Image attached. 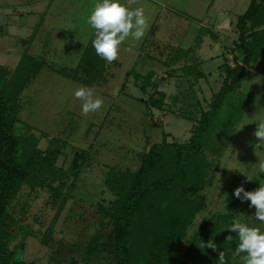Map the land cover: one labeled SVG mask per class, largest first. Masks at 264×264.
I'll use <instances>...</instances> for the list:
<instances>
[{
	"label": "rangeland",
	"instance_id": "obj_1",
	"mask_svg": "<svg viewBox=\"0 0 264 264\" xmlns=\"http://www.w3.org/2000/svg\"><path fill=\"white\" fill-rule=\"evenodd\" d=\"M87 1L0 0V68L12 72L25 51L33 54L41 63L39 71L30 79L19 97L16 132L35 133L39 137V147L43 149H46L53 136L57 137L58 143L54 145L59 146L62 153L57 158L56 166L59 172H64V175L60 173L54 180L53 187L47 184L34 187L24 184L13 200L10 213L16 218V222L11 225L12 236L8 244L15 250L16 260L33 261V264H71L73 260L77 264H117L113 249L112 220L100 208L109 207L118 196L106 181L111 167L136 170L142 161L140 152L145 147L148 149L151 143L163 141L167 133L170 141L188 140L193 119L178 115L172 110L180 109L181 113L199 116L201 109L209 106L214 93L223 86L225 73L217 74L218 77L213 73L209 85L204 79H200L205 90L198 91L200 98L197 100L192 98L197 85L192 84L191 89L184 90V87H189L188 79L185 75H177L170 70L176 80L171 81L169 75H164L166 82L160 86L167 93L168 105L162 111L154 109L152 112L153 108L144 104L139 97H147L149 101V94L159 89L152 87L151 91H145L142 95L140 85L146 77L138 79L133 74L131 77L138 79V85L130 82L127 87L121 90L119 88L123 86L122 82L128 78L127 73L132 68L143 71V74L147 71V66L143 67V64L148 58L131 57L120 50L119 55L122 56L115 60L116 63H107V76L111 79L99 87H91L104 101L102 110L88 116L82 115L81 102L74 97V91L86 85L62 74L60 68L76 66L82 48L93 38L89 29L83 34L77 33L76 23L72 18V14L77 11L72 8H77L78 5L87 6L90 3ZM210 1L199 0L198 10L193 13L198 18H204L211 13V8H215L214 15L219 13L217 23L223 18L233 20L230 30L221 28V25L216 26L215 30L228 35L232 49L231 64L234 65L237 61L233 57L236 55L234 50L237 49L239 36L237 18L247 9L251 0H218L213 7H209ZM203 2L208 9H205L204 15H200L199 12L204 11L201 8ZM261 3L264 7V1ZM161 27L159 25L157 33ZM257 27H264V23ZM162 30L165 32L167 28L163 27ZM171 30L169 28L168 32ZM182 32L179 29L174 32L172 30V36L164 38V43L172 44L169 40L172 38L173 42L179 39L185 45V39L195 37L194 29H189L187 34ZM177 35L184 37L181 39ZM208 37L210 36L206 40H213ZM25 40L28 42L24 43ZM127 40L131 46H142V41L131 38ZM237 51L241 52V49ZM180 90L184 97L187 93V104L182 106L175 104L173 98V93ZM156 95L159 96L158 93ZM183 98L179 100L182 101ZM248 101V96L240 94L238 89L227 95L213 130L214 140L209 143L211 145L205 146L213 177L209 178V183L201 191L188 189L191 195L201 194L204 201L196 218L187 226L186 236L174 243L178 250L172 256L183 259L186 264H218L220 251L225 253L226 264H236L240 256H234L233 253L238 246V235L229 230L236 218L250 226L264 229V225L255 220V210L250 213L249 220H246L253 207H250V201H242L234 192L241 185L247 191H250L249 187L243 181L233 179V172L226 168L229 163L226 159L228 153L224 157V152L219 150V146L226 145L233 136L234 140L240 141L242 134L236 132L231 137L232 131L229 137L224 123L233 120L234 116L229 120L231 114L238 107L243 108ZM161 115L164 116L161 119L163 122L155 123L153 120L157 121V117ZM83 151L88 153L80 176L75 178L69 173V168L75 161V154ZM62 182L64 184L61 189ZM64 196L67 200L61 212H58ZM210 213L219 216L213 219L217 226L212 229L211 222H208ZM223 215L227 216L226 222L221 218ZM55 217L50 235L46 237L49 225ZM228 235H232V240L224 242ZM209 240L217 244L216 250L199 246L202 243L207 244ZM151 252L154 254L153 261L157 262V249L152 248ZM159 261L158 264H168L163 258Z\"/></svg>",
	"mask_w": 264,
	"mask_h": 264
},
{
	"label": "trees",
	"instance_id": "obj_2",
	"mask_svg": "<svg viewBox=\"0 0 264 264\" xmlns=\"http://www.w3.org/2000/svg\"><path fill=\"white\" fill-rule=\"evenodd\" d=\"M263 1L251 0L247 9L238 15L236 26L239 36L236 46L241 52L234 50L237 59L234 65H224L223 86L214 93L209 106L201 109L188 140L169 141L164 138L153 143L143 153L141 164L136 170L111 167L106 181L118 196L109 207L100 208L112 220L117 264H158L160 258L168 264L187 263L172 256L178 250L174 243L186 236L187 226L193 222L204 201L201 194L191 195L188 189L201 191L209 183V178L213 177L205 146L214 140L213 130L224 101L229 93L238 89L247 64L264 56V27H257L264 23ZM98 59L101 61L98 72L80 75V79L88 85H93L103 77L104 59ZM40 67V61L25 51L12 72L0 68V264H33V261L14 259L15 250L8 244L12 236L11 225L16 222L10 213V206L22 186L47 184L53 187L59 174L64 175L56 166L57 158L62 153L59 146L54 145L58 143L57 137L53 136L46 149H43L39 147V137L35 133L16 132L19 97ZM165 96V92L157 90L146 103L162 109L166 105ZM242 111L243 108L238 107L229 118L234 116L233 120L224 123L227 135L237 128ZM85 156L86 151L75 154V161L69 168V173L75 178L80 176ZM63 182L60 184L61 189ZM66 200L64 196L58 212H61ZM215 217L219 216L212 214L208 218L212 224H208L210 229L217 226L213 221ZM221 218L225 221L227 216ZM55 221L56 217L49 225L46 237L50 235ZM152 248L157 249V262L153 261ZM71 264L77 262L73 260Z\"/></svg>",
	"mask_w": 264,
	"mask_h": 264
},
{
	"label": "crops",
	"instance_id": "obj_3",
	"mask_svg": "<svg viewBox=\"0 0 264 264\" xmlns=\"http://www.w3.org/2000/svg\"><path fill=\"white\" fill-rule=\"evenodd\" d=\"M215 1L218 0H211L209 3V7H213ZM87 2H90L89 4H87L88 7L86 5H82V7L81 5H78L77 8H72L77 10L74 14H72V18L74 20L73 22L76 23L75 28L77 33L83 34L87 29H89L92 33L93 38L88 42V44L84 46V48H82L83 51L77 65L69 68H60V72L81 82L88 87H94L95 85L99 87L101 84L106 83L111 79L107 76L108 62L106 60H104L103 63V77H100V79L94 82L93 85H88L80 79V75H84L87 73H96L101 69V61L100 59H98L101 57L96 54L95 49L92 46V41L95 38V30L87 23V18L90 15V12L97 0H88ZM198 2L199 0H138L137 4L133 5V7H143L145 9V15L148 17L149 27L144 37L139 40V42L142 41V46L138 44L131 46L128 40H126L120 46V50L124 51L131 57L144 56L148 58V61H145L143 64V67L145 65L147 66V71L145 70L146 72H144L143 74V71H135V68L129 70V74H127L128 78L122 82L123 86L119 87L120 90L127 87L130 82H135V84H137L138 79H141L140 77H146L141 81L140 85L142 89V95H144L145 91L147 93L148 91H151L152 87L155 90H162L166 94L164 99L165 104L168 105L166 99L167 93L166 91L161 89L160 86L161 83L163 84L164 82H166V79L163 77L164 75H169V79H171V81L176 80L174 76L172 77V73H170V70L176 72L177 75H185V77L188 79L187 81L189 83V87H184V90L191 89L192 84L197 85V87L194 89L195 92L192 97L197 100L200 98L198 91L205 88H203L201 80L204 79L206 81V84L209 85L211 80L210 78L214 76L213 73L217 77V74L225 73L224 65L231 64L232 61V49L230 48V42L227 39L228 35H224L219 31H216L215 27L221 25V28L230 30L232 28L233 20L223 18L221 22L217 23V15L219 13L214 15L215 13L213 12H215V8H211V13L207 14V16H205L204 18H198L193 13L196 12L195 10H198ZM206 5L207 4L205 3L204 5L203 2V7L201 8H203L204 11L202 13L199 12L200 15L205 14V9H208ZM159 25H162L159 31L161 35H159V32L157 33ZM163 27L167 28L165 32H163L162 30ZM169 28H172L173 32L177 29H179V31L183 30L182 33L184 34H187L189 29L190 31L194 29L193 36L195 37H191V39H185V45L182 44L183 41L179 39H176V41L173 42L172 38L169 39L172 44H165L163 39L172 36V30L168 32ZM177 36H179V38L181 39L184 37L180 35ZM207 36H210L213 40H206ZM27 42L28 40H25V43ZM203 66H205V68H203ZM157 71H161V73H158ZM133 74H135V76L138 78L137 80L136 78H134V76L131 77ZM32 77L30 79H32ZM144 85H146V87ZM180 88L181 87H179V89ZM238 90L240 94L247 95L249 101L244 104L243 111L238 120L237 128L233 131L231 137L235 135L236 132H239L240 134H242V136L240 141L234 140L233 136L230 142L228 141L229 143L227 142L226 145H222L220 151L224 152V157L225 153H228L226 159L229 160V163L228 166H225L226 168H232H228V171L233 172V179L236 178L237 180L243 181V183L247 187H249V190L252 191L260 186L261 179H264V173H260L259 178H253L251 181H248L245 174H243L240 170L247 171L249 172V174H254L256 172V164L259 163L260 159V157L256 155V150L254 147V145L258 143L257 139L254 136V131L257 128L258 122H248H251V120L255 119L256 115L264 112V56H261L257 60L250 62L246 66V71L239 83ZM152 93L153 92H151L149 96ZM185 94L186 96L184 97L181 90L179 92H174V103L180 104L181 106L184 103L187 104V93ZM190 95L192 94L190 93ZM258 97L259 99H257ZM180 98H183L184 100L181 101L179 100ZM139 99H143V103L147 106L150 105L149 103H146L147 97L140 96ZM150 107L153 108L152 112L154 109H160L161 111L162 109H164L157 108L151 105ZM172 111L174 113H177L178 115H186L185 117L193 119L194 122L191 127L192 133V128L196 124V119L199 116L196 115V117H193L188 113H181L180 109L177 111L173 109ZM166 113L169 112H165V114ZM161 119H164L163 115H161V117H157V121L156 119L151 120H153L155 123H158L159 121H162ZM243 124H245L244 127L239 130V128ZM167 135L165 134V138L168 140ZM152 144L153 143H151L148 147H150ZM148 149H146L145 147V150L140 152L141 159L143 153H145ZM257 151L262 156H264V145L257 149ZM87 153L88 151H86V154ZM254 210L256 211L254 207L251 211L249 210L246 220H249V218L251 217L250 213ZM210 215L211 213L208 216ZM225 241L226 239H224V242ZM236 264H243L241 257L237 259Z\"/></svg>",
	"mask_w": 264,
	"mask_h": 264
},
{
	"label": "clouds",
	"instance_id": "obj_4",
	"mask_svg": "<svg viewBox=\"0 0 264 264\" xmlns=\"http://www.w3.org/2000/svg\"><path fill=\"white\" fill-rule=\"evenodd\" d=\"M137 2L138 0H97L87 18V23L95 30L92 46L96 54L108 63H112L119 58L120 46L128 38L136 41L141 40L149 27L145 9L143 7H133ZM74 97L81 102L82 115L84 116L100 112L104 106L102 97L98 96L94 88L91 87L80 86L76 88ZM254 121L258 122L254 131L258 143L254 147L256 155L260 159L259 163L256 164L254 174L240 170L245 174L248 181L259 178L260 173H264V156L257 151L264 145V112L256 115L255 119L248 123ZM234 195L242 201H250V207L256 209L255 220L264 225V179H261L260 186L252 191L245 190L243 185L237 187ZM229 230L238 235L239 242L233 253L234 256H240L243 264H264V229L260 226H250L243 223L240 218H236L230 225ZM226 240L231 241L232 235H228ZM199 246L201 248L217 249V244L213 240ZM218 264H226L224 251L218 253Z\"/></svg>",
	"mask_w": 264,
	"mask_h": 264
},
{
	"label": "water",
	"instance_id": "obj_5",
	"mask_svg": "<svg viewBox=\"0 0 264 264\" xmlns=\"http://www.w3.org/2000/svg\"><path fill=\"white\" fill-rule=\"evenodd\" d=\"M24 40V39H23ZM24 43H25V41H24Z\"/></svg>",
	"mask_w": 264,
	"mask_h": 264
}]
</instances>
